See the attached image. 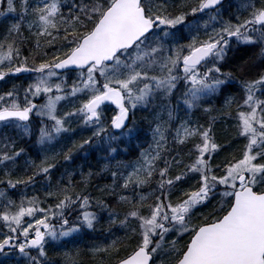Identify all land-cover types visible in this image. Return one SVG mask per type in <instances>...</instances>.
I'll use <instances>...</instances> for the list:
<instances>
[{"label":"snow or ice","instance_id":"1","mask_svg":"<svg viewBox=\"0 0 264 264\" xmlns=\"http://www.w3.org/2000/svg\"><path fill=\"white\" fill-rule=\"evenodd\" d=\"M224 15V0H0V254L60 264L49 242L107 214L95 264H264V0ZM250 53L254 77L223 70ZM81 150L101 166L74 167Z\"/></svg>","mask_w":264,"mask_h":264},{"label":"rangeland","instance_id":"2","mask_svg":"<svg viewBox=\"0 0 264 264\" xmlns=\"http://www.w3.org/2000/svg\"><path fill=\"white\" fill-rule=\"evenodd\" d=\"M230 4L233 5V4H236V2L233 1ZM11 22H12V17H9V19L7 21H4L3 23H11ZM2 27H3V25L0 24V29H2ZM232 54L233 53H230V55H232ZM242 55H244L242 52H235L234 53V57H239V56H242ZM236 61H241V60H236ZM236 64H238V63L236 62L235 66H236ZM230 68H231V63H230V66L227 67V70L229 71ZM111 114L112 113H109V115H111ZM137 119L138 120H142L143 122L149 123L151 121L152 117H151V114L149 112L143 111L142 116L139 117V115H138L136 120ZM233 123H234V121H232L228 117H225V119L220 121V123L218 121V123H217V135H218L219 139L222 136H225V135L228 134L229 127L232 126ZM73 127L75 128L76 125L74 124ZM140 127H142V126L140 125ZM224 129H227L228 131L224 132L223 131ZM148 130H144V132L149 133V138H150V132ZM88 135H90V132L81 131L79 128H77L76 132L71 135V140L67 141V144H68V146H71L72 141L78 142V138L77 137L82 138V137H87ZM142 139H143V137H142ZM21 146L28 147L29 145L27 144V142H23ZM239 146L240 145L237 142H235L231 146V150L233 148H238ZM60 147H61V145H58L57 146V150H59ZM80 152L81 151L74 153V156L76 157V160H78V161H76L74 167H81L82 166L83 170L87 171L88 167H89V165L87 163H89L91 165V167H95V166L98 165L97 158H94L93 161H86V159H83V158H86L87 156H89V153L84 151L86 153H84V155H82ZM88 152H90V151H88ZM132 158L134 159V157H132ZM100 166L101 165H98V167H100ZM63 171H64V168H60V172H63ZM58 178H59V173H57V176H56V179H58ZM79 179H80V177H79ZM97 180H98V177H95L93 179V184H92L91 187H89L88 191H90L92 193V195H93L94 193H93L92 190L97 189L96 190V194H98V196H100L101 193L98 190V188L100 186H101L100 188H102V187H105L107 185H110L111 184V180L109 178V181H106L105 185H100L99 183H97ZM53 182H55V181H53ZM36 187L39 188L40 185H37ZM79 190H80V188H78V191ZM32 193H33V189L30 188V191L28 192V194L30 195ZM39 195L43 199L44 194H39ZM49 202L50 201H46V203H49ZM51 204H55V200H52ZM113 206L115 207L116 205L113 203ZM215 206H216V202H212V204L209 207H207V208H205V209H203L201 211H202L203 214H208L211 211H213V208ZM46 207H48V206H46ZM117 210L119 211L121 209L117 208ZM108 227H109V225H108V219H107V214H106V215H104V219L101 221L100 225H98V229H97L96 232H88L86 230L85 233L74 234L75 238L66 237V238H62L59 241H55V242H51L50 241L49 244L46 246V251L47 250H50V251L53 250L52 251L53 254L48 256L49 260L60 261V264H63L65 254L74 255L75 253L79 252V253L82 254L80 256V259L83 261L84 264H86V259H89V257H90V259L92 258L90 254L89 255H83V253L87 252L88 246H91L94 243H103L106 238L108 239V242H110L111 239L114 238V237H109L108 236V233L106 231L108 229ZM101 231L104 232L103 235H101ZM112 231H113V233L115 234L116 237H122L124 235L123 230L119 229L116 226H113ZM49 246H52V247L49 248ZM17 254L18 253L14 252V251L10 252L8 256H4V255L0 254V260H4L3 262L0 261V264H26L25 261L18 262V263H12V262H9V261H5L7 259L6 257L17 258L18 257ZM32 254L36 255V252H32ZM21 260H25V259H21ZM92 261H94V260H92ZM93 264H95V262H93Z\"/></svg>","mask_w":264,"mask_h":264},{"label":"trees","instance_id":"3","mask_svg":"<svg viewBox=\"0 0 264 264\" xmlns=\"http://www.w3.org/2000/svg\"><path fill=\"white\" fill-rule=\"evenodd\" d=\"M245 57V56H244ZM251 57V56H250ZM250 57H248V56H246L245 57V59L244 60H241V61H236L238 64H236V66H235V64L233 65L234 66V74L237 76V77H240V76H250L253 72H254V68H251V69H249L248 67H247V65H251L252 64V59L250 58ZM245 62H247V65L244 67V69H243V71H241V68H240V66L241 65H245ZM254 74V73H253ZM16 83H22V80H17L16 81ZM2 86H3V82H1L0 83V88H2ZM9 87H10V85H9ZM233 96H235L237 99H239V96L241 95V91H239V89H237V88H235V90L231 93ZM216 107L217 108H221L222 107V100H221V102L220 103H216ZM230 111H232V113L234 114L235 113V106H233V108L230 110ZM142 114H143V111H139V117H141L142 116ZM138 116V115H137ZM219 123H220V121H219ZM139 125H141L142 126V128L144 129V130H148L149 129V125H150V122L149 123H146V122H143L142 120H140L139 121ZM149 131V130H148ZM234 135V130L232 129V127L230 126L229 127V132H228V134L227 135H225V136H222L221 138H220V140L222 141V142H224L225 144H227L228 143V141L229 140H231L232 139V136ZM78 142H81V138L79 137V139H78ZM236 141H232V145L235 143ZM231 145V146H232ZM231 146H230V150H231ZM225 155H227V153L226 152H224V153H221V155H220V157L218 158V160L219 159H223V157L225 156ZM93 159H94V156H93V154L90 156V157H87L86 158V161H93ZM89 166H91L89 163H87ZM98 167V165L97 166H95V167H92V169H96ZM89 168V167H88ZM79 178L77 177V180H78ZM101 187V186H100ZM99 187V188H100ZM79 188V187H78ZM78 188H77V190H78ZM98 188V189H99ZM19 190V189H18ZM17 190V191H18ZM92 190V189H91ZM96 190L97 189H94V190H92L93 191V196H96V197H99L98 196V194H96ZM30 191V188L29 189H27V192H29ZM33 194V193H32ZM39 194H44L43 193V190H41L40 192H39ZM216 202V201H215ZM45 207H46V201H45V205H44ZM117 207V206H116ZM205 209V208H204ZM203 210V209H202ZM49 255H51V254H53V252L52 251H49V253H48ZM93 259L91 258L90 259V257H89V259H86V264H93V262L94 261H92ZM27 264V263H26ZM84 264V263H83Z\"/></svg>","mask_w":264,"mask_h":264},{"label":"bare ground","instance_id":"4","mask_svg":"<svg viewBox=\"0 0 264 264\" xmlns=\"http://www.w3.org/2000/svg\"><path fill=\"white\" fill-rule=\"evenodd\" d=\"M235 12V11H234ZM251 55H248V57H250ZM257 64L259 63V61H258V59H257ZM255 70H254V72L253 73H255V72H257L258 71V69L257 68H254ZM252 73V74H253ZM109 180V177L108 176H104V177H98V182H99V184L100 185H105L106 184V181H108Z\"/></svg>","mask_w":264,"mask_h":264},{"label":"flooded vegetation","instance_id":"5","mask_svg":"<svg viewBox=\"0 0 264 264\" xmlns=\"http://www.w3.org/2000/svg\"><path fill=\"white\" fill-rule=\"evenodd\" d=\"M249 55H251V53H250ZM230 56H234V53H233L232 55H230ZM245 57H246V56H245ZM245 57H244V59H245ZM227 71H228V70H227ZM229 71H233V72H234V66H233L232 63H231V68H230ZM256 73H257V72H255L254 74L256 75Z\"/></svg>","mask_w":264,"mask_h":264}]
</instances>
